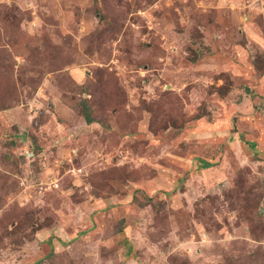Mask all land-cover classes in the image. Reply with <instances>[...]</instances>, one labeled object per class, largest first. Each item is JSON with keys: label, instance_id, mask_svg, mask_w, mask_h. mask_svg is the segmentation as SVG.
Segmentation results:
<instances>
[{"label": "rangeland", "instance_id": "rangeland-1", "mask_svg": "<svg viewBox=\"0 0 264 264\" xmlns=\"http://www.w3.org/2000/svg\"><path fill=\"white\" fill-rule=\"evenodd\" d=\"M0 264H264V0H0Z\"/></svg>", "mask_w": 264, "mask_h": 264}, {"label": "trees", "instance_id": "trees-1", "mask_svg": "<svg viewBox=\"0 0 264 264\" xmlns=\"http://www.w3.org/2000/svg\"><path fill=\"white\" fill-rule=\"evenodd\" d=\"M83 118H84V121L87 125H90L94 122L89 108H86V107L83 108ZM200 166L203 169H208V168H211L213 165L211 163L206 162V161H200Z\"/></svg>", "mask_w": 264, "mask_h": 264}]
</instances>
